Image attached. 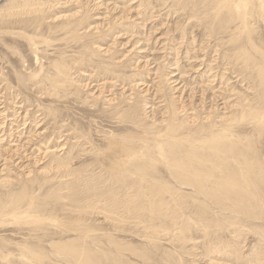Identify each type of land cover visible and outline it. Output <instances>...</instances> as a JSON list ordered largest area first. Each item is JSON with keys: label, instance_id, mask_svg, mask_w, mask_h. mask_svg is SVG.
I'll list each match as a JSON object with an SVG mask.
<instances>
[{"label": "rangeland", "instance_id": "rangeland-1", "mask_svg": "<svg viewBox=\"0 0 264 264\" xmlns=\"http://www.w3.org/2000/svg\"><path fill=\"white\" fill-rule=\"evenodd\" d=\"M221 1L0 0V264H78L63 242L93 257L79 264H264V182L251 181L259 202L242 201L256 217L229 208L233 226L219 207L239 193L227 179L247 185L233 158L201 137L194 146L220 167L188 176L210 178L200 192L161 152L169 120L184 139L210 116L264 178V118L252 116L264 112V0L248 24Z\"/></svg>", "mask_w": 264, "mask_h": 264}, {"label": "bare ground", "instance_id": "bare-ground-1", "mask_svg": "<svg viewBox=\"0 0 264 264\" xmlns=\"http://www.w3.org/2000/svg\"><path fill=\"white\" fill-rule=\"evenodd\" d=\"M223 1H221L222 2L221 3V6H220L221 8H227L228 11L231 10V12L236 13V16H237L238 20H241L245 24L247 23V15H248L247 12H248V8L250 7V5H252V2H253L252 0H239L237 3L234 2L233 4H232V2H229V1H224V2ZM14 7H16V6H14ZM217 7H219V6H217ZM21 8H22L21 6L19 8H11L8 11V13H6L4 15L5 18L6 17H14L15 14L17 13V11H19V9H21ZM27 9H29V8H27ZM260 10L262 12H264V2H261V4H260ZM37 11H39V10L32 8V9L27 10L26 12H37ZM40 11L43 12L42 10H40ZM80 12L81 11H79L77 15H79V14L81 15ZM4 16H3V18H4ZM250 43H252V42H250ZM245 65H247V64L245 63ZM241 68H244V67H241ZM245 72H247V71H245ZM258 76H259V78L261 80V86L263 87V85H264V65H261L258 68ZM202 90H201V95H202L201 98L204 99V102H206L205 97L207 98V96H206L207 90H203V91ZM193 97H194V95H193ZM210 101L215 102V99H211L210 98ZM228 103H230V102H228ZM225 107H226V105H225ZM235 107H236V105H235ZM215 108H217V107H215ZM173 110H174V114L176 116L178 113L176 112V110L174 108H173ZM242 110H244V108ZM245 112L246 113H243L242 114L243 115L241 117L242 120L245 117L248 116V112H250V111H248V112L245 111ZM252 116H253L254 119H257L258 122H262V119L264 118V112L263 113H252ZM207 119H209L211 121L209 123H204V124L201 123V124H198L197 125L198 127L193 128L190 125L188 127V130H187V132H188L187 134L188 135H186V137H184V139L183 138H180L181 136L179 135V132H183V129L185 128V125L184 124L182 125L181 123L180 124H175L174 122H171V120H169L168 121V125L166 126V129H165L164 133L166 134V136H169L170 138L168 137L164 141V150H161V152L163 151V154L165 155L164 157H167L168 163H165L166 166H167V168L169 170H171L172 173H178V172H180V173L177 174L178 175L177 182L180 185H186V186L192 187L193 189L198 190L200 192L202 191L201 188H203L206 185V183L210 180V178L209 179H206V180H200V179L194 180V179H190L188 176L189 175H194V174L200 175L204 171L214 172L215 170H217V168L220 167V163H218L219 161L218 162L213 161V158L209 157V155L204 150L197 149L194 146L197 142H199L201 140V137L204 136V135H206V134H208V137H206V140H203L204 144L206 145V147L213 148L217 152V154L221 158H223L224 160H228V159H230V157H232L233 160H234V163H235V167L238 165L237 170H236L237 173L235 174V176L239 177L240 179H243L245 181V183H247V185L245 187H242L239 184H237V182L235 180H232L230 178L227 179V182L224 183V184H226L225 187H227L228 189H232V188H235V187L237 188L238 187V192L239 193H236L235 194V196H237V198L234 196L235 200L233 202H231V204H232L231 207L230 206H225V205H223L222 208H221V206H219V207H220V211L222 213L223 212H226V214L224 215V218H223L224 221H226V223L231 224L233 226H237L236 225L237 224L236 222L231 221L228 218V216H226V215H228L230 213L229 208L230 209L231 208H235L237 210V211L236 210L234 211L235 213L236 212L243 213L245 215V217H247V218L249 216L250 217H256V213H255L256 207L255 206H252L250 204H247V203H243L242 201H245V202H251V200L252 201H257V198H258V202L260 201V197H259L258 193H255V191L253 190L254 188L252 186L253 184H252L251 181H255L254 185H256V186L257 185H262V183L264 182V178L261 176L263 170L262 169H257L256 170L254 168V166H253V163H250L247 160L238 161L237 160V155L235 154V151H236L237 148L233 146L234 145V141L233 140H234V138H237L238 135L234 134L233 131L231 130V128L229 126H227V125L226 126L219 127V125L217 124V122L212 121L213 119L210 118V116L207 117ZM193 122H196V120L193 121ZM198 122H200V121H198ZM146 131H149V129H146ZM194 134H197V135L194 136ZM160 138L157 139V141H159V143L157 142V144H161L162 145L163 143L160 141ZM172 142H174V143H172ZM185 142H187V144L190 145L193 149L192 150H188L185 147V144H186ZM149 154L152 155L151 152H149ZM111 155H113V154H111ZM164 157H163V159H164ZM217 159H219V158H217ZM201 161L203 163H210L211 164V167H207V168L199 167L198 164ZM125 162L123 164H125ZM150 162H152V161H150ZM150 162H148V163L150 164ZM141 168L142 169H149V168H151V166L144 165ZM252 169H254L256 171H260V173L257 172L258 173V177H253V173H250V170H252ZM221 170H225V168H223ZM223 174H224V172H221V175H223ZM231 185H232V187H229ZM257 189L259 190V188H257ZM240 193L243 194V196H242L241 199L239 198V194ZM263 206H264V203H263ZM163 209L164 208H162L161 210H159L158 212H156V214H158L159 212L162 213L163 212L162 211ZM114 220H115L114 226H117V227L122 226L121 223H126V221L123 220L120 217L119 218H116ZM116 222H118V224H116ZM150 223H152V219H151V222ZM144 227H145L146 232L150 231L149 233H152V234L154 233V236L155 235L156 236H160V234L161 235L168 236L170 234V231L168 230V227H165V226L163 227V223H159V226H156L158 228H156V229L154 228V230H153V227H155V226H153L152 224H146L145 223L144 224ZM185 232L183 230H181V229L179 231V233H185ZM156 236H155V238H156ZM108 237H111V236H108ZM108 237L106 238L107 240H109ZM80 239H81V237H80ZM176 240H177V238H176ZM178 240L183 241V243H185L184 242V239H182V240L181 239H178ZM85 243H84V245H85ZM114 243L116 244L117 242L115 241ZM62 244H63L62 246H59V250H60V253L59 254L63 255L64 257H69L70 256V257H72L73 259H75L79 263H82L83 262V258L82 257H84V260L87 263L90 262V258L93 259V257H91V255H88V254H85V253L83 254L80 251L77 252V250H78L77 247L71 246L70 243H68V242H63ZM102 254H103V256L105 258H107V254L105 252H103ZM86 255H88L90 258L86 257Z\"/></svg>", "mask_w": 264, "mask_h": 264}]
</instances>
